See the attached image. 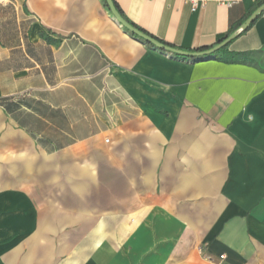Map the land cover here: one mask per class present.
Returning a JSON list of instances; mask_svg holds the SVG:
<instances>
[{"label":"crops","instance_id":"obj_1","mask_svg":"<svg viewBox=\"0 0 264 264\" xmlns=\"http://www.w3.org/2000/svg\"><path fill=\"white\" fill-rule=\"evenodd\" d=\"M114 1L190 50L264 4ZM262 53L264 13L184 58L133 36L106 0H0V264H264ZM93 115L119 117L78 138ZM95 219H115L117 239L78 245L70 233Z\"/></svg>","mask_w":264,"mask_h":264},{"label":"rangeland","instance_id":"obj_2","mask_svg":"<svg viewBox=\"0 0 264 264\" xmlns=\"http://www.w3.org/2000/svg\"><path fill=\"white\" fill-rule=\"evenodd\" d=\"M254 63L258 64L259 66L264 68V53L260 54L259 56L254 58ZM80 115H78L79 117ZM103 117V119H100L98 117V115H93V118H89L87 120H83V121H79L77 123V127H76V131H77V137L78 138H82L84 136H86L89 132H95L97 130H99L100 128L103 129H113L116 125V123L118 122V117L119 115H101ZM31 122V120H30ZM68 124L67 121L64 120H59L57 119L55 121V125L56 127H60V128H64L66 127ZM48 125L45 126V133L47 134V136H50L52 138H58L57 135H53L54 132H56L57 129H53V128H47ZM34 128H37L38 130H44V127H37L36 125H34ZM36 129V130H37ZM113 132V131H112ZM103 139H107L110 138L111 139V133H105L102 135ZM41 140V139H40ZM42 141V140H41ZM96 160V162L99 164L100 163V155L99 153H97L96 157L94 158ZM100 172V171H99ZM97 220V221H96ZM100 219H95L92 226H90L89 228H91V230H82V231H77L75 233H70V237L71 238H75L79 244H83L85 241H92L94 244L96 242H99L102 238L105 239H109L110 241H115L117 239L116 236V231H112V228L116 227V220L115 219H109L108 221H104L105 224H101V221H99ZM88 228V224L85 225ZM83 226V227H85ZM102 228H105L107 230L104 229V231L102 230ZM125 234V233H124ZM124 236V235H123ZM78 257H80L79 255H83L84 254V249L83 248H78ZM96 253V250L94 249V254ZM84 258L82 257V259L78 258V261L76 264H88L83 262Z\"/></svg>","mask_w":264,"mask_h":264},{"label":"water","instance_id":"obj_3","mask_svg":"<svg viewBox=\"0 0 264 264\" xmlns=\"http://www.w3.org/2000/svg\"><path fill=\"white\" fill-rule=\"evenodd\" d=\"M106 3L114 19L118 22V24L121 25L124 29H126L133 36L145 41L146 43L152 45L156 49H159L167 53H171L179 57H184V58L209 57V56H212L218 53L220 50H222L227 45H229L234 39H236L241 33L246 31L251 25H253L254 22L264 13V4H263L259 8H257L253 12V14L248 18V20L242 25L239 33H234L230 35L225 40H223L216 46L212 47L211 49L200 51V52L199 51L191 52V51H185L182 49L174 48V47H171L169 45H166L160 42L159 40L155 39L154 37L148 35L147 33L143 32L142 30L130 24L118 11L113 0H106Z\"/></svg>","mask_w":264,"mask_h":264},{"label":"trees","instance_id":"obj_4","mask_svg":"<svg viewBox=\"0 0 264 264\" xmlns=\"http://www.w3.org/2000/svg\"><path fill=\"white\" fill-rule=\"evenodd\" d=\"M114 1V0H113ZM114 4H115V6H116V8L118 9V11L121 13V15L130 23V24H132L133 26H135V27H137L138 29H140V30H142L143 32H145L143 29H141L140 27H138L137 25H135L134 23H132L131 21H129L124 15H123V13H122V11L120 10V8L118 7V5L116 4V2L114 1ZM248 30V29H247ZM246 30V31H247ZM245 32V31H244ZM162 43H164V44H166V45H169V46H171V47H174L173 45H170V44H168V43H165V42H163V41H161ZM212 47H214V46H211V47H202V48H199V49H195V50H190V49H184V48H182L183 50H189V51H205V50H208V49H211ZM226 48V47H225ZM224 48V49H225ZM224 49H222V50H224ZM221 50V51H222ZM40 142V144H42V145H44L45 146V142L42 140H40L39 141Z\"/></svg>","mask_w":264,"mask_h":264},{"label":"built area","instance_id":"obj_5","mask_svg":"<svg viewBox=\"0 0 264 264\" xmlns=\"http://www.w3.org/2000/svg\"><path fill=\"white\" fill-rule=\"evenodd\" d=\"M205 1L206 0H189V2L191 3L193 9H196L197 7H199V5H201ZM220 258L223 259L224 256H221Z\"/></svg>","mask_w":264,"mask_h":264}]
</instances>
